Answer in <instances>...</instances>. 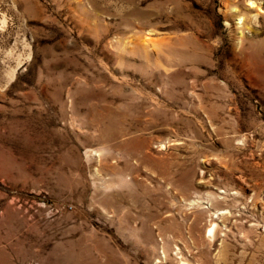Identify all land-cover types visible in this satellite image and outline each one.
<instances>
[{"label": "rangeland", "instance_id": "374dc122", "mask_svg": "<svg viewBox=\"0 0 264 264\" xmlns=\"http://www.w3.org/2000/svg\"><path fill=\"white\" fill-rule=\"evenodd\" d=\"M240 257L264 264V0H0V264Z\"/></svg>", "mask_w": 264, "mask_h": 264}, {"label": "bare ground", "instance_id": "6f19581e", "mask_svg": "<svg viewBox=\"0 0 264 264\" xmlns=\"http://www.w3.org/2000/svg\"><path fill=\"white\" fill-rule=\"evenodd\" d=\"M251 5L254 4V2L251 1L250 3ZM246 21V18H241L240 17V23L244 24ZM209 238L211 241H214L217 237V233H218V226L216 224H214L212 227H210L209 230ZM234 261H236V258L233 259ZM233 260L232 259H224L223 261L225 262V264H233ZM239 264H244L245 263V258L244 257H240V259L238 260ZM204 264H210L208 262H204Z\"/></svg>", "mask_w": 264, "mask_h": 264}]
</instances>
